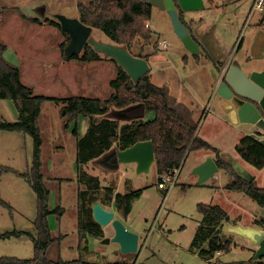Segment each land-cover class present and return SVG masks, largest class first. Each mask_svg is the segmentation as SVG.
<instances>
[{
    "label": "rangeland",
    "instance_id": "1",
    "mask_svg": "<svg viewBox=\"0 0 264 264\" xmlns=\"http://www.w3.org/2000/svg\"><path fill=\"white\" fill-rule=\"evenodd\" d=\"M91 1L93 0H0V42L8 47L6 58L20 67L22 81L33 89L34 95L56 98L44 104L39 117L42 172L45 183L51 190L50 208L55 209L59 205L65 209L60 221L55 215L49 217L57 242L50 247L48 257L53 261L82 260L84 264H208V260L192 248L198 228L206 222L198 211L199 204L219 206L227 212L232 225L240 224L250 228H259L255 222L264 218V209L244 192L228 190L231 179L224 171H220L205 184L198 183V177L193 171L206 150L192 151L187 155L180 168L177 184L170 190L159 188V174L155 164L149 174L139 175L136 167L129 169L128 166L133 165H121L110 173L113 168L106 160V154L109 153L92 161L83 168L82 174L85 179L99 178L101 194L105 193V186L117 187L122 194L141 191L127 217L116 212V218L122 217L125 226L139 235V251L123 254L119 244H103V239L91 236L80 243L78 227L82 221L78 211V194L80 190H86V186L77 181V143L72 135L74 124L70 126V131L65 130V99L71 94L81 95L100 99L107 106L108 99L115 94L111 83L117 78V69L112 59L103 54H100L101 60L94 63L66 59L61 45H68L69 35L62 34L52 22L60 23V16L79 19V4L88 5ZM212 1L214 8L210 9L207 5L205 9L189 12L187 15L188 18H198L193 31L205 49L197 55L201 58L199 63L175 34L167 11L152 8L149 25L160 34L154 33L151 43L152 46L156 42L160 43L161 48L157 54L166 58V61L155 67L152 65L151 75H154V84L157 86L170 83L172 93L179 95L180 100L191 111V94L183 86L192 91L195 86L191 82L198 79L201 91L198 94L202 104H196L194 108L193 127L196 133L200 138L206 137L211 145L221 147L223 153L239 157L234 147L253 128L242 123L233 125L226 120L217 96L208 104L210 90L220 81L219 71L225 66V57H228L227 63L242 67L244 59L246 61L250 58V53L246 51L257 33L256 24L260 25L262 22L263 12L252 10L255 0ZM4 8H19L28 18H39L41 24L27 26L18 13L11 15ZM199 19H202L203 26ZM92 36L100 42H111L97 29L93 30ZM163 41L167 42L166 48L163 47ZM143 43L136 42L131 52H139ZM152 46H147L146 51L151 50ZM207 52L215 59L212 61L213 66L206 61ZM83 54L82 52L79 57ZM169 55L176 58L174 63L169 60ZM185 56L189 57V61L184 60ZM252 61L257 62L258 69H264V58ZM247 65L248 62L245 70ZM217 113L224 121L216 119ZM150 115L152 113L146 117ZM17 120L18 111L14 104L0 100V123H13ZM87 128L88 121L85 117H80L79 133L83 134ZM33 155V137L0 131V168L9 167L25 173L32 164ZM245 166L255 174L257 185L264 188V170ZM36 215V194L25 179L15 173L3 174L0 177V234L14 231L35 234ZM103 230L104 238H107L109 231L106 227ZM223 233L225 238L232 237V234L227 233V225L223 227ZM232 239L234 245L231 251L217 255L216 259L223 262L245 261L250 264L248 262L254 258L257 248L251 246L245 238L234 235ZM84 248L86 250L81 253ZM2 257L30 260L34 257V244L26 235L0 240V258Z\"/></svg>",
    "mask_w": 264,
    "mask_h": 264
},
{
    "label": "trees",
    "instance_id": "2",
    "mask_svg": "<svg viewBox=\"0 0 264 264\" xmlns=\"http://www.w3.org/2000/svg\"><path fill=\"white\" fill-rule=\"evenodd\" d=\"M148 0H93L88 5L79 4V19L85 25L103 32L112 43L126 46L131 52L133 45L138 41L151 44L153 32L147 27L152 19V8ZM182 23L183 11L177 6ZM7 13H18L25 24H41L39 18H28L19 8H4ZM264 23V11L262 13ZM62 34L59 23L52 22ZM189 29V28H188ZM191 33V32H190ZM192 35V34H191ZM193 37V35H192ZM194 38V37H193ZM195 39V38H194ZM196 40V39H195ZM158 46V42L154 44ZM64 45L61 48L64 52ZM8 47L0 42V100L10 101L18 111V120L13 123H0V131L23 134L34 139V155L32 164L27 172L21 173L13 168H0V177L5 173H15L25 179L30 188L35 192L37 199V215L34 220L35 234L25 232H7L0 234V240L26 235L34 244V257L22 260L16 257H2L0 264H84L82 260L58 261L50 260L48 251L57 242L54 237L49 217L55 215L60 221L65 209L57 206L50 208L51 190L45 183L42 172L41 145L42 137L39 127V117L46 102L56 100L55 97L34 95L33 89L22 81V72L19 66L10 62L5 53ZM83 56H75L83 62H96L101 60L100 54L93 46L86 45ZM132 53V52H131ZM133 54V53H132ZM135 55V54H133ZM147 59L149 56L135 55ZM116 66L117 78L111 83L114 95L108 99L107 106L100 99L87 98L71 94L65 99V130L74 124L72 135L77 143L76 168L77 181L86 190L78 194V211L82 221L78 232L80 243L87 241L91 236L96 239L104 238V230L94 219L93 206L100 203L104 207L114 206L117 212L127 217L133 208L134 201L139 198L141 191L126 194L115 193L114 186H105L101 194V184L98 177L85 179L82 174L84 167L112 148L117 151L128 149L138 142L152 141L155 149V165L158 174L181 168L187 155L192 151L209 150L216 155V163L221 171L227 173L231 179L228 190L244 192L255 200L264 209V188L257 185L256 180L249 183L240 178L234 169L222 161L220 150L198 136L194 127L189 125L184 116L172 108L168 92L152 82L150 72L138 82H133L128 74L113 60ZM140 106L130 112V116L154 114L151 120H137L131 123H122L103 117L111 108L123 110L131 105ZM80 117H85L89 123L84 135L79 133ZM260 136V135H259ZM235 150L241 160L258 170H264V144L259 137H244ZM3 206L8 205L1 202ZM10 207V206H9ZM198 211L205 218L196 233L192 248L201 257L208 260V264H247L245 261L223 262L216 259L217 253H229L234 245L232 237L225 238L223 227L231 224L229 215L216 205L199 204ZM259 228L264 229V218L255 222ZM86 248L81 249V253ZM250 264H264V258L251 259ZM126 264V263H114Z\"/></svg>",
    "mask_w": 264,
    "mask_h": 264
},
{
    "label": "water",
    "instance_id": "3",
    "mask_svg": "<svg viewBox=\"0 0 264 264\" xmlns=\"http://www.w3.org/2000/svg\"><path fill=\"white\" fill-rule=\"evenodd\" d=\"M147 4L167 11L174 32L181 39L184 47L194 56L200 54V45L182 23L177 6L183 12L198 11L205 9L204 0H148ZM58 19L62 31L68 34L70 38L64 50L66 59L79 56L86 45H91L97 53L115 60L133 82H138L150 72L147 59L133 55L126 46L95 40L92 36L94 28L85 25L80 19H70L63 16L58 17ZM250 52L254 59L264 58V28L259 29L256 33ZM247 66V70L235 64L229 66L217 89V94L223 99L222 109L233 125L248 124L259 128L264 133V69H258V64L254 61L248 63ZM139 106L140 104L131 105L123 110L111 108L110 112L103 117L126 123H131L132 120H143L145 115H128V112ZM261 143L264 144V138ZM109 155L106 154L108 158L114 157L112 162H109L110 167L117 169L121 165L134 164L139 175L149 174L156 160L152 141L138 142L125 150H112ZM220 157L243 180L249 183L255 180V176L242 164L239 158L223 152ZM220 171L216 160L213 157H208L194 168L193 173L198 177V183L202 185L215 178ZM93 216L101 227H106L109 231L108 237L103 239V244L117 243L123 254L139 251V235L130 231L122 220L116 218L115 211L107 210L103 205L97 203L93 206ZM241 230L247 231L242 232ZM227 233L245 238L249 240L251 246L257 248L253 260L257 261L264 258V229L228 223Z\"/></svg>",
    "mask_w": 264,
    "mask_h": 264
},
{
    "label": "crops",
    "instance_id": "4",
    "mask_svg": "<svg viewBox=\"0 0 264 264\" xmlns=\"http://www.w3.org/2000/svg\"><path fill=\"white\" fill-rule=\"evenodd\" d=\"M205 1V5L207 6V5H209V8L211 9V8H214V1H212V0H204ZM252 10H253V8H252ZM193 13V12H192ZM189 14V12H183V14H182V19H183V21L185 22V24L187 25V28H189V31L191 32V34L193 35V37L196 39V41L198 42V44L200 45V53H201V51L202 50H205L204 49V47H202V45H201V43L199 42V40H198V38L195 36V34H194V31H193V28L194 27H196V25H197V22H198V18L197 19H195V18H188L187 17V15ZM200 20V22L202 23V26H203V22H202V19H199ZM262 23V22H261ZM260 23V24H261ZM264 24V23H263ZM252 26H254V24L252 25ZM256 27L257 28H255L256 30V32H258V30L259 29H262V28H264V27H260V25H257L256 24ZM149 28L152 30V32L153 33H158V34H160V32L158 31V30H156V29H154L153 27H152V25L150 24L149 25ZM161 39V38H160ZM159 39V40H160ZM254 40V39H253ZM252 42L253 41H251L250 42V46H249V48L247 49L248 51H246L247 53H250V57H251V52H250V48H251V45H252ZM147 46H152V43L151 44H149V45H147V44H145V43H143V46H142V48H141V50L139 51V52H137V53H135V55H143V56H149L148 58H147V60H148V62H149V65H150V76H151V78H152V82L154 83V75L152 76L151 75V70H152V65L155 67V66H158L159 65V63H161V62H164V61H166L165 59L166 58H164V57H160L158 54H157V51L158 50H160V48H161V45H160V43L158 44V46L157 47H155L154 46V44H153V46H152V49L151 50H147L146 51V49L148 48ZM147 47V48H146ZM146 48V49H145ZM156 52V53H155ZM206 52V51H205ZM207 55H206V61L207 62H210L211 64H212V61H214L215 59H214V57H212L208 52L206 53ZM188 56H185L184 57V60H188ZM252 58V57H251ZM176 58L173 56V55H169V60H172V62L174 63V60H175ZM195 59H196V61L198 62H200L201 61V58L199 57V56H195ZM254 59V58H253ZM261 59V58H260ZM228 57H225V66L222 68V70H220L219 72V74H220V81H218L219 83H217V85L216 86H212L211 88H212V90H210V98H209V103L208 104H210L211 103V101H212V98H216V96L218 97V104L220 105V109H221V111H222V113L224 114V117H225V119L226 120H228L229 121V119H228V117H227V114L224 112V110L222 109V103H223V99L222 98H220L219 96H218V94H217V89H218V87H219V85H220V83H221V80H222V78H223V76H224V74H225V71H226V69L230 66V64L231 63H227L228 61ZM259 60V59H258ZM189 61V60H188ZM198 62V63H199ZM244 62H245V59H244ZM94 63V62H93ZM212 66H213V64H212ZM159 69H162V68H159ZM262 70V69H261ZM198 84H199V80L198 79H194V80H192V82H191V85H193V86H195V89H192V91H190V89H186V87H185V85L183 86V88H184V90H186L187 92H189L190 94H191V103H190V107H192L193 108V110L191 111V110H189V109H187L188 107H187V105H185V103H184V101L183 100H180L181 99V97L179 96V95H177L176 93H172V90H171V84L170 83H168L167 82V85H161V86H159V87H162V88H164L167 92H168V94H169V96H170V99H171V104H172V108L173 109H175V110H177L179 113H181L183 116H184V118L186 119V121L189 123V125H191L192 127H193V125L195 124L194 123V121H193V118H194V115H195V110H194V108H196V104L198 105V106H200V104H202V99L199 97V92H201L200 91V88L198 87ZM156 85V84H155ZM157 86V85H156ZM183 101V102H182ZM205 108H207V109H209V106H206ZM206 111V110H205ZM154 114H152V115H150V116H148V117H145V118H143V120H145V121H147V120H151V119H153L154 118ZM215 117H216V119H221V120H223L224 121V118L220 115V114H216L215 115ZM87 120V119H86ZM134 121H137V120H132L131 122H134ZM122 123H126V122H122ZM232 124V123H231ZM88 127H89V123H88ZM252 128H253V130H252V132H249V133H246V135H245V137H247V136H251V137H259L261 140H263V138H264V133L259 129V128H257V127H254V126H252ZM88 129V128H87ZM87 129L84 131V133L82 134L81 133V135H84L86 132H87ZM68 131H70V130H68ZM260 135V136H259ZM199 136V135H198ZM203 140H205V141H207V138L205 137H203L202 138ZM208 142V141H207ZM208 143H210V142H208ZM211 144V143H210ZM213 146V145H212ZM215 147V146H214ZM235 147H236V145H235ZM235 147H234V149H235ZM216 148H218L219 150H220V152L222 153V151H224L221 147H216ZM202 150H200V151H198V152H201ZM203 151H205V150H203ZM238 156V155H237ZM208 157H213L214 159L216 158V155L212 152V151H209V150H206L205 152H204V154H203V156H201L200 158H199V161H197V164L195 165V167H197L198 165H200L201 163H203ZM237 158H239V157H237ZM240 159V158H239ZM241 162H243L242 160H241ZM244 163V162H243ZM133 165V167H131V166H128L129 167V169H134L135 167H136V165H134V164H132ZM244 166L245 165H248V164H246V163H244L243 164ZM106 166H108V165H106ZM246 167V166H245ZM113 169H112V172L110 171V173H113V170H117V169H114V167H112ZM128 170V169H127ZM249 171H251V173H252V170H249ZM254 176H255V174L254 173H252ZM124 175V174H123ZM123 175H121L120 176V179L122 178V176ZM255 180H256V176H255ZM115 193H121L120 191H119V189L116 187L115 188ZM107 210H110V211H115V213L117 212V210L115 209V207L114 206H112L110 209H107ZM119 213V212H118ZM118 213H116V214H118ZM120 214V213H119ZM120 216H121V214H120ZM119 219L120 220H122L123 222H124V220L122 219V217H119ZM222 255V254H221Z\"/></svg>",
    "mask_w": 264,
    "mask_h": 264
},
{
    "label": "built area",
    "instance_id": "5",
    "mask_svg": "<svg viewBox=\"0 0 264 264\" xmlns=\"http://www.w3.org/2000/svg\"><path fill=\"white\" fill-rule=\"evenodd\" d=\"M253 10H259L261 12L264 11V0H255L253 5ZM147 27H149V23H147ZM163 47H167V42L163 41ZM180 168L168 170L161 175H159V182L158 186L160 189L164 190H170L173 188L178 181L179 174H180ZM222 253L218 252L217 255H221Z\"/></svg>",
    "mask_w": 264,
    "mask_h": 264
},
{
    "label": "flooded vegetation",
    "instance_id": "6",
    "mask_svg": "<svg viewBox=\"0 0 264 264\" xmlns=\"http://www.w3.org/2000/svg\"><path fill=\"white\" fill-rule=\"evenodd\" d=\"M260 27H264V26H263V23L260 24ZM84 48H85V47H84ZM83 50H84V49H83ZM252 60H255V59H253V58L250 57L249 59H246L245 62H246V63H247V62L250 63ZM245 62H243V67H242L241 65H240L239 67L242 68V69H245V66H246V63H245ZM231 65H233V64H230V66H231ZM235 65H236V64H235ZM237 66H238V65H237ZM112 150H113V148H112L108 153H110ZM114 150H116L115 147H114ZM104 155H105V154H104ZM102 156H103V155H102ZM113 158H114V157L111 156V157H109V158L107 159V161L112 162V159H113Z\"/></svg>",
    "mask_w": 264,
    "mask_h": 264
},
{
    "label": "clouds",
    "instance_id": "7",
    "mask_svg": "<svg viewBox=\"0 0 264 264\" xmlns=\"http://www.w3.org/2000/svg\"><path fill=\"white\" fill-rule=\"evenodd\" d=\"M242 232H244V231H247V230H241Z\"/></svg>",
    "mask_w": 264,
    "mask_h": 264
},
{
    "label": "bare ground",
    "instance_id": "8",
    "mask_svg": "<svg viewBox=\"0 0 264 264\" xmlns=\"http://www.w3.org/2000/svg\"><path fill=\"white\" fill-rule=\"evenodd\" d=\"M104 239V238H103Z\"/></svg>",
    "mask_w": 264,
    "mask_h": 264
}]
</instances>
